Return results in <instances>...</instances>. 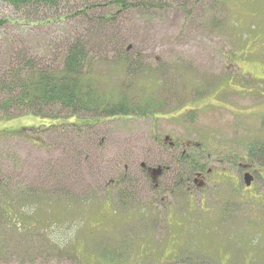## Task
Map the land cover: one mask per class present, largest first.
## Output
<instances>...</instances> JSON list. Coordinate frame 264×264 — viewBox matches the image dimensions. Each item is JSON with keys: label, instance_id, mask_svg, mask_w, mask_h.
Here are the masks:
<instances>
[{"label": "rangeland", "instance_id": "374dc122", "mask_svg": "<svg viewBox=\"0 0 264 264\" xmlns=\"http://www.w3.org/2000/svg\"><path fill=\"white\" fill-rule=\"evenodd\" d=\"M152 14L122 21V47L152 74L153 92L138 91L152 115L90 129L91 115L58 107L0 117V264H264V182L244 191L231 162H264L250 150L264 144V0H179ZM20 16L0 3V19ZM31 21L33 34L55 32ZM119 79L108 86L134 81ZM164 136L179 149L158 148ZM186 142L202 175L181 162ZM165 158L190 185L155 192L142 165Z\"/></svg>", "mask_w": 264, "mask_h": 264}, {"label": "trees", "instance_id": "16d2710c", "mask_svg": "<svg viewBox=\"0 0 264 264\" xmlns=\"http://www.w3.org/2000/svg\"><path fill=\"white\" fill-rule=\"evenodd\" d=\"M173 1L179 2L0 0L23 17L22 22L20 18L0 19V117L29 113L43 118L45 110L58 107L73 116L91 115L85 127L90 129L104 121L152 115L157 105L138 97L140 90L153 92L154 87L144 85L146 76L152 74L141 65L142 61L131 58L133 47H122L130 40L131 32L122 21L126 14L136 11L153 16V12L172 7ZM50 14H55L56 19L50 21ZM43 19L45 27H52L55 32L51 29L45 35L33 34L37 25L31 20L39 23ZM110 54L115 57L112 64ZM103 64L107 65V72L101 68ZM139 73L142 78H131ZM118 77L120 81H134H121L110 88L108 85L116 84ZM155 77L151 81L160 82ZM189 159L190 173H195L201 168L200 163ZM182 171L176 174L177 184L184 178ZM107 190V194L112 192L110 187Z\"/></svg>", "mask_w": 264, "mask_h": 264}, {"label": "flooded vegetation", "instance_id": "af4514ba", "mask_svg": "<svg viewBox=\"0 0 264 264\" xmlns=\"http://www.w3.org/2000/svg\"><path fill=\"white\" fill-rule=\"evenodd\" d=\"M260 74H262L264 76V71H262ZM155 143H156L158 148H161L162 146L167 148L166 145L168 143L170 145V148L173 151H175V150L177 151L179 149L177 143H172V139L170 136H164L163 139L157 138V139H155ZM188 148L193 149L192 143L186 142L184 144V148H182V151H180L181 158H182L184 164H186L187 161L189 160V158H191V155L188 152L192 149L188 150ZM250 150L255 155L257 154V152L261 153L262 154V160H264V144H261V146H253L250 148ZM236 157H238L237 158L238 161L235 160ZM231 162H233V165L237 167L239 172H241L242 179L244 178V176L246 174H250L253 176V184L250 188L246 187L245 182L243 181V183L246 187V189H244V191H250L256 186V184H257L256 181L258 180V177H257L258 174L261 177V180L264 182V162L263 161H262V163H257L256 161L255 162L253 161L250 163L244 157L241 156V153L237 154L235 152L232 155ZM222 170H226V169H220V172ZM142 171H143L142 172L143 176L145 175L151 181V187L154 186V190L156 193L166 192V190L169 191L172 187H174L173 185L176 184L175 178L173 177V175L172 176L169 175L170 174L169 172H171V166H170L168 160H166V158L163 162H154L153 166H151V167L143 164L142 165ZM203 171H204V169L201 167V168H198L197 171L195 173H192V174L194 176L202 175ZM207 173L210 174L211 170H208ZM182 174H184V178H182L179 183L180 184L184 183L186 185L187 184L190 185L191 179H190V177H188L190 175L189 172L185 171ZM193 180H194L193 183L195 185H199V187L205 188V185H206L205 183L200 182L199 179L197 180L196 178ZM152 184H153V186H152Z\"/></svg>", "mask_w": 264, "mask_h": 264}, {"label": "water", "instance_id": "95a60500", "mask_svg": "<svg viewBox=\"0 0 264 264\" xmlns=\"http://www.w3.org/2000/svg\"><path fill=\"white\" fill-rule=\"evenodd\" d=\"M243 181L245 182L246 187L250 188L253 184V176L246 174L243 178Z\"/></svg>", "mask_w": 264, "mask_h": 264}]
</instances>
